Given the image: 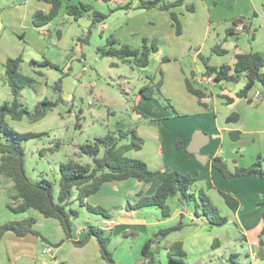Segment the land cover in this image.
Instances as JSON below:
<instances>
[{
  "label": "rangeland",
  "instance_id": "1",
  "mask_svg": "<svg viewBox=\"0 0 264 264\" xmlns=\"http://www.w3.org/2000/svg\"><path fill=\"white\" fill-rule=\"evenodd\" d=\"M163 1L172 3L175 0ZM191 3L196 4V0H192ZM40 4L42 2L39 0H0V20L4 25L0 31V105L5 102L3 99L12 100L10 89L2 80L3 65L7 59L17 57L22 59L21 74L30 77L33 81L31 87L21 93L20 101L23 105L32 110L40 101L60 100L58 105L38 122L7 119L8 127L13 131L38 136L22 144L28 178L32 181L44 179L53 183L54 191L57 193L61 164L68 160L92 164L90 157L79 154L80 146L92 143L96 138L116 130L129 129L136 130L144 145L142 151H133L127 156L146 161L151 166L156 164L157 170L165 171V155H167L166 160L171 159L169 139L173 134L180 133V126L183 123H193L198 119L196 117L207 114L198 104L197 98L187 92L185 79L195 90L210 95L209 85L203 80L202 59L207 60L213 67L227 65L230 54H222L219 50L227 47L226 41L235 42L227 37L226 31L230 26L225 27L215 22L208 24L204 10H198V13L190 16L185 11L187 6L185 4L182 8L183 15L179 16L181 35L178 36L175 34L176 29L173 27L169 13L159 9H139L138 0H112L108 3L103 0H61V10L46 27L47 29L45 28L46 31L41 33L34 30L32 19L38 9L46 15L49 6L42 4L39 7ZM70 4L78 7L80 4L90 6L91 10L81 9V15L74 20L66 14V7ZM260 9L261 18L257 20L250 16L244 20L246 23L249 21L252 23L254 40L251 34H240L238 46L242 51L253 50L264 56L262 5ZM94 11L107 18L104 22L92 26ZM171 11L176 12L174 9ZM58 31L61 33L60 39L57 36ZM109 37L132 49H141L144 40L148 47L154 42L157 52L150 55L146 68H138L133 63H122L115 58L100 54L99 49L105 48ZM44 60L57 68L37 67L31 64V61L40 63ZM37 71H41L42 74L39 75ZM246 82V78L242 77L238 83H227L226 87H234L238 90L242 89ZM59 83L60 92L54 89ZM255 90L261 92V101L264 100V89L259 83L253 86L252 94ZM141 91L145 96L143 100L150 98L146 113L143 112V106L138 108ZM259 101L253 99V105H257ZM209 107L210 118L213 119V111L216 110L211 105ZM226 107V105L218 106L217 111L221 113ZM254 163L257 166L261 163L264 170V157L257 158ZM181 174L190 176L187 173ZM190 177L195 179L194 176ZM245 180H233L226 182L228 184L225 185L226 188H231L247 197H242V214L239 219L241 224L249 219L248 216L253 214L254 210L249 197L255 190L249 184L242 183L246 182ZM146 182H160V177L155 176ZM197 182L198 180L192 187L195 201L185 202L190 209L195 207V203H199V192H204L201 189L196 190ZM11 184L9 178L1 177L0 189L6 190ZM0 196L7 200L5 191ZM207 196L216 211L215 218L230 217V212L223 203L219 202L220 197L217 193L208 191ZM136 202L135 199L129 200V208L131 209ZM5 204L3 200L2 210L6 214ZM101 208L114 217V211L110 207L101 206ZM83 221L85 219L75 222L81 224ZM241 224L236 226L237 223H227L223 226H213L205 222V219H195L194 225L184 226L168 237L167 241L178 239L183 243L186 253L184 261L187 264H221L222 262L227 264L231 255L236 262H243L246 260L249 248L242 240ZM94 228L102 231L97 226ZM254 231L247 230L250 240L255 235ZM104 236L109 237L111 242L110 235L104 232ZM217 241V247L214 248V242ZM115 242L116 240L113 246L109 244L107 246L110 253L118 248L117 259L114 257L115 264L142 262L140 251L133 256L135 252L126 251V249L130 250L131 246L128 239H121L119 246H116ZM92 244L94 245L81 249L72 243L69 246L71 250H80L85 255L93 254L94 262L106 264L100 257L96 238H93ZM122 249L128 252V256L123 255L119 258L118 254Z\"/></svg>",
  "mask_w": 264,
  "mask_h": 264
},
{
  "label": "crops",
  "instance_id": "2",
  "mask_svg": "<svg viewBox=\"0 0 264 264\" xmlns=\"http://www.w3.org/2000/svg\"><path fill=\"white\" fill-rule=\"evenodd\" d=\"M139 1L140 0H138V2ZM39 2L49 6L43 0H39ZM191 2L192 0H184L182 5L174 8V10L178 12V18L183 15V5L187 4L185 11L190 16L198 13V10H204L206 12V22L208 24H213L215 22L225 27L230 26L226 31L227 37L232 38L235 42H232L231 40L226 41L227 47L223 50H219V52L226 55L230 54L227 66L233 67L236 54L248 53L242 51L238 46L240 34H251L252 40H254V32L251 31L252 23L250 21L249 23H246L244 20L250 18V16H253V18L257 20L261 18L260 7L262 5L264 10V0H196V4H192ZM42 4H40L39 7ZM189 6L193 7V11H187V7ZM61 8L62 4L60 10ZM236 19H241V21L236 25H233V22ZM50 24L41 28L33 27L34 30L44 33L47 29L46 27ZM239 26H243V30L240 31L238 29ZM3 27V22L0 20V31ZM230 29H232V32L228 33V30ZM179 35H181V33ZM57 36L58 39H60L61 33L59 31L57 32ZM249 52H253V50ZM204 72L205 68L203 65L202 75ZM37 73L39 75L42 74L41 71H37ZM262 73H264V67L262 68ZM210 78L212 79L211 81L208 80L209 78L203 76V80L209 85L210 95L208 96L201 91L203 97L201 99V104L198 103L206 110L207 114H202L199 117H196L198 119L193 123H183L182 126H180V133L178 135L173 134V137L169 139L168 147L171 159L166 160L167 155H165L164 170L165 172L177 171L194 176L195 179L198 180L195 184L196 190H203L205 192L203 193L206 196L208 195V191L217 193L220 197L219 202L223 203L226 209L230 212V217H225L227 220L229 219L227 223H237L236 226L241 224L239 223V219L242 214V197H247L242 196L231 188H226L225 185L228 184L226 182L246 179V182L242 183L249 184L255 190V192L249 197L254 209V215L251 214L248 216L249 219H246V221L241 224L243 230L242 240L247 243L249 252L246 255L245 261H239L236 263L264 264V211L258 207L259 203L264 202V179L257 174L226 180L211 165V160L218 157L226 165L230 173H234L240 169L247 170L254 168L264 175L261 163L258 166L254 163L257 158L264 157V100L261 101V92L255 90L252 94V89L249 91L247 98H238L237 93L241 89L236 90L234 87H226L227 82L217 83L212 77ZM2 80L5 82L4 70ZM186 80L187 79H185V85ZM256 92L259 93V96L257 97L255 96ZM253 99L260 100L261 102L259 101L257 105H253ZM3 100L8 102L7 99ZM3 100H1V102ZM219 100H222V102ZM149 102L150 99L143 100V97L139 95L138 108L143 106V112L146 113ZM209 104L214 110H216L213 111V119L210 118L211 110ZM223 105H226L227 107L219 113L217 108L218 106ZM231 115H237V121L227 122V117ZM137 116L142 117L140 115ZM176 141H178L180 145L179 148L176 147ZM142 149L143 146L141 150L135 152H140ZM132 156H134V154H132ZM144 163L149 170L160 171L157 170L158 165L155 164L151 166L146 161H144ZM156 177H160V182H146L148 179L140 182H129L130 180H134L129 179L126 181L105 183L97 193L89 196L85 200L86 205L98 210L97 213H90L85 207H79L78 203L75 202L72 205V208L77 210L78 217L73 221L72 239L74 241L82 240L87 228H94L97 226L107 235L112 237L111 242L109 241V246H113L114 240H116V246H119L121 245V239H128L130 242L129 245L131 244V246L130 250L126 249V251L135 252L132 256L140 251L142 261L140 264H147L143 259L141 250L145 242L153 237L158 231L173 227L180 221L183 223V227H188L194 225L195 219H205L200 216L199 210L196 215L194 208L190 209L185 202H181L178 195L167 200V205L170 208V215L166 218H163L161 211L154 207L143 208L141 210L130 209L129 200L135 199L137 201L139 199V194H141V196H148V193L150 195L154 194L155 190L160 185L163 176L159 174ZM10 187L11 185L7 187L8 189L6 190L0 189V194L5 191L7 197V200L5 201V198L0 196V225L9 221H21L29 217L34 218L35 229L46 240V242H42L38 237L31 234L18 237L12 232H6L0 239V264H101L100 262H94L93 254L85 255L80 250H71L69 246L71 242L64 241L65 234L57 220L51 218L46 219L35 210H28L21 214L11 213L6 207L7 202H9L8 190ZM193 191L194 190L192 189V192ZM220 193L229 195L238 203L235 211H232L225 204ZM3 200L6 202V214L2 210ZM101 206L110 207L112 211H114V217L101 208ZM79 219H85V221L81 224H76L75 221H79ZM248 229L255 230V235L252 236L253 239L251 240L249 233H247ZM174 233L169 234L151 246V250L155 254L153 263L174 264L167 258L168 248L175 242H180L183 248V243L178 239L167 241V238ZM92 240L93 238L89 239L85 245L77 248H87L90 245H94L92 244ZM217 243L218 241L214 242V248L217 247ZM45 246L53 248L52 255L42 254V249ZM117 250L118 248L113 249L114 254L111 253L113 258H116ZM126 251L122 249L118 254V257L120 258L123 255L128 256V252ZM253 252H257V258L255 260L250 258ZM183 264L187 263L184 261ZM221 264L225 263L222 262Z\"/></svg>",
  "mask_w": 264,
  "mask_h": 264
},
{
  "label": "trees",
  "instance_id": "3",
  "mask_svg": "<svg viewBox=\"0 0 264 264\" xmlns=\"http://www.w3.org/2000/svg\"><path fill=\"white\" fill-rule=\"evenodd\" d=\"M43 1L50 6L49 12L46 15L41 11L34 13L32 23L36 28L50 24L61 7V0ZM103 1L110 2L111 0ZM183 1L175 0L172 3H165L163 0H140L139 9H159L169 13L172 24L176 29V34L179 35L181 26L178 14L171 10L182 5ZM79 7L71 4L67 5L66 14L77 20L81 15V9L84 11L91 10L90 6L83 4H80ZM187 11H193V7H187ZM92 14V26L104 22L107 18V16L95 11ZM240 21L241 19L234 20L233 25ZM230 32H232V29L228 30V33ZM99 52L102 56L115 58L122 63H133L138 68H146L149 64L150 55L157 52V47L154 42L148 47L144 40L141 49H132L128 45L120 44L113 37H109L106 40L105 48H100ZM21 63V57H17L15 59H7L3 65L4 80L10 89L12 100L0 105V186L1 177L9 178L12 181L8 190L9 202L6 204L7 209L11 213L21 214L28 210H35L46 219L57 220L65 234L64 241L71 242L75 247H82L89 239L96 238L101 258L106 264H115L113 255L107 250L110 238L104 236L103 231L89 227L82 240L74 241L72 239L73 221L78 217L77 210L72 208L75 202L78 203L79 207H85L88 212L97 213L98 210L86 205L85 200L97 193L105 183L129 179L140 182L159 174L163 177L154 194L151 196H141L139 194V199L131 206L132 210L154 207L161 211L163 218H166L170 215V208L167 205L169 198L178 195L181 202L195 201L196 197L191 188L196 179L177 171H151L143 161L127 156L130 152L141 150L143 146V141L135 129L116 130L113 133L96 138L92 143L80 146L79 154L90 157L92 164H81L74 160H68L66 163L61 164L59 167L57 193L54 191V184L51 182H47L44 179L40 181L30 180L25 172V153L22 144L38 136L31 133L22 134L13 131L8 127L7 119L12 121L27 119L31 123L38 122L44 119L58 105L60 100L56 102L40 101L34 105L32 110L24 106L20 101L21 93L24 89L31 87L33 81L30 77L21 74ZM202 63L205 68L203 76L205 78L212 77L217 83L236 84L242 77L246 78L245 86L237 93L238 98H247L255 83H259L264 89V73H262L264 58L258 52L236 54L233 67L227 65L213 67L205 59H202ZM31 64L37 67L57 68V66L50 64L47 60L40 63L31 61ZM186 88L189 93L197 97L198 103L201 104L203 93L195 90L188 80H186ZM54 89L60 92V83L56 84ZM141 97H145L142 91ZM226 121H237V115L227 117ZM176 147H180L178 141H176ZM211 165L226 180L257 174L264 179V175L254 168L240 169L230 173L226 165L218 157L211 160ZM220 194L225 204L232 211H235L238 203L229 195ZM198 198L199 203H195L194 207L196 215L199 210L200 216L204 217L206 222L213 226H223L227 223L228 220L225 217H214L216 211L211 206L209 198L203 192H199ZM258 207L264 211V202L259 203ZM182 228L183 223L180 221L175 226L160 230L149 238L141 250L145 262L147 264L154 262L155 254L151 250V246L155 242L160 241L171 233L180 231ZM6 232H12L18 237L31 234L38 237L42 242H46L35 229V219L31 217L21 221H9L0 225V239ZM184 257L185 251L180 242H175L168 248L167 258L172 263L183 264ZM228 263L237 264L233 255L228 258Z\"/></svg>",
  "mask_w": 264,
  "mask_h": 264
},
{
  "label": "built area",
  "instance_id": "4",
  "mask_svg": "<svg viewBox=\"0 0 264 264\" xmlns=\"http://www.w3.org/2000/svg\"><path fill=\"white\" fill-rule=\"evenodd\" d=\"M238 29H239L240 31L243 30V26H239ZM208 80L211 81L212 79L209 78ZM255 96H256V97L259 96V93L256 92V93H255ZM52 252H53V248L50 247V246H45V247L42 249V254H43V255H52ZM250 258H251L252 260H255V259L257 258V252H253V253L251 254Z\"/></svg>",
  "mask_w": 264,
  "mask_h": 264
}]
</instances>
